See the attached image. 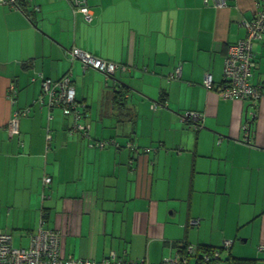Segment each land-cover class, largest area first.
<instances>
[{
    "label": "crops",
    "instance_id": "obj_1",
    "mask_svg": "<svg viewBox=\"0 0 264 264\" xmlns=\"http://www.w3.org/2000/svg\"><path fill=\"white\" fill-rule=\"evenodd\" d=\"M88 3L91 21L68 0H0V228L21 238L55 229L64 259L115 253L159 264L177 242L233 239V254L264 264V96L253 103L218 90L229 47L263 2ZM74 49L126 70L85 65ZM254 52L252 83L263 85L264 37ZM66 76L87 133L70 132L72 116L40 100L42 78ZM103 140L109 146L91 145Z\"/></svg>",
    "mask_w": 264,
    "mask_h": 264
},
{
    "label": "built area",
    "instance_id": "obj_2",
    "mask_svg": "<svg viewBox=\"0 0 264 264\" xmlns=\"http://www.w3.org/2000/svg\"><path fill=\"white\" fill-rule=\"evenodd\" d=\"M18 0H1L3 4H11L17 6ZM30 1V0H29ZM74 6V11L86 21H91L92 10L88 0H68ZM207 2V0H205ZM264 5V0H261ZM215 5L223 7L226 5V0H214ZM38 10V7H35ZM247 28L246 38L237 44H232L229 47L228 54L225 60L224 80L218 86L219 94L225 99H241L250 102H257L264 96V87L252 83V49L253 41L262 38L264 34V7L259 8L255 17L246 22ZM73 57L80 58L85 65H93L95 68L114 73L118 68L126 70V67L116 63L106 62L96 59L89 53L83 52L80 49H74L71 52ZM181 69H176V74L179 76ZM205 85L209 88L213 87L211 76L205 80ZM44 93L41 96V102L45 101V95L48 96L49 103L52 106H60L66 114H72L76 119L77 131L88 132V128L79 123L82 118L83 105L76 100V91L71 85L70 76H66L60 80L44 79ZM156 108V105H153ZM189 117L193 118L196 123L202 122L201 116L195 112L189 113ZM256 113L250 112L248 119L244 125V129L249 135V129L252 121L255 119ZM198 121V122H197ZM15 130H17L15 126ZM110 142L95 141L92 146L104 147ZM134 153L139 154L142 150L129 144ZM143 151L147 152V149ZM45 183H49L51 178L46 176ZM11 236L0 232V264H96L92 259L84 258H61L60 256V235L58 231L53 229H45L40 227L37 231L31 234L30 244L27 248H15L11 243ZM117 255L112 253L106 257L101 264H116ZM123 264V263H121ZM162 264H179V257H167Z\"/></svg>",
    "mask_w": 264,
    "mask_h": 264
},
{
    "label": "trees",
    "instance_id": "obj_3",
    "mask_svg": "<svg viewBox=\"0 0 264 264\" xmlns=\"http://www.w3.org/2000/svg\"><path fill=\"white\" fill-rule=\"evenodd\" d=\"M26 1L28 2L29 0H18L16 2L17 6H21L22 5L21 3H23V2L25 3ZM263 37H264V34H263L262 38ZM262 38L253 41V49H252V53L253 54H252V58H251V62L253 63V66H252L253 75H254V70L257 67V57H256V54L254 52V44H255L256 41H259ZM42 79L44 80V79H48V78L44 77ZM262 86L264 87V84ZM82 111H84V110H82ZM23 114H25L24 110H22V112L20 114H18V115L21 116ZM26 114H28V113L26 112ZM82 114L84 116V112ZM66 116H72V121L70 123V126L68 127V130L70 132L71 131L72 132H77L75 117L72 114H66ZM200 125H201L200 123L197 124V126H200ZM15 126L17 128L16 122L13 121L11 123V129L15 130ZM50 131L51 130L49 128L47 134L49 135L48 137L52 138V136L50 134ZM78 132L83 133V131H79V130H78ZM251 132H252V125L250 126V129H249V135L246 136V139H245L246 141L249 140V138L251 137V135H250ZM14 133L18 134L19 133V129L16 130ZM144 153L147 154V152L142 150V152L139 153V154H144ZM44 178L42 180L44 186H49L51 181L49 183H45ZM51 180H52V178H51ZM43 218H44V215H43ZM190 225H192V224H190ZM45 229H52V228H45ZM37 230L27 231L29 238L31 237V234H33ZM53 230H55V229H53ZM55 231H57V230H55ZM0 232L6 233L9 236H11V239H12L11 243H12V245L15 248H26L24 246H19V247L15 246L14 237H13L14 234H12L11 232H8V231H6L3 228H0ZM59 235L61 237L60 232H59ZM233 244H234V240L233 239L225 240L224 244H222L221 246H215V247L211 246L210 244H207V243H199V244L196 245V244L189 243L187 241H180V242H177L176 245H175L176 246L175 253L172 254L169 257H172V258L179 257V264H188V263H190L192 261V259L195 261V264H257L258 263L257 259L254 258V257L239 256V255L233 254L231 252V248H232ZM259 249L261 251H263L264 250V246H260ZM104 259L105 258H103L100 261H97V260H94V259H92V260H94L96 262V264H101ZM164 260L161 261L159 264H162L164 262ZM121 263H123V264H151L148 261L147 258H139V259L136 258V259H134V258H130V257L126 256V255H121V256L117 255L116 264H121Z\"/></svg>",
    "mask_w": 264,
    "mask_h": 264
},
{
    "label": "rangeland",
    "instance_id": "obj_4",
    "mask_svg": "<svg viewBox=\"0 0 264 264\" xmlns=\"http://www.w3.org/2000/svg\"><path fill=\"white\" fill-rule=\"evenodd\" d=\"M103 141H110V140H103ZM109 146V145H107ZM142 150V148H140ZM16 232V231H15ZM23 231H19V233H22ZM16 235V234H14ZM14 244L15 246H24L27 247L29 244V238H21L19 236H14Z\"/></svg>",
    "mask_w": 264,
    "mask_h": 264
}]
</instances>
